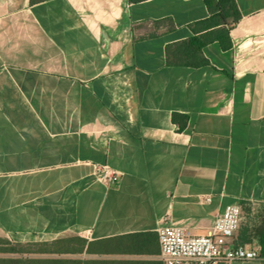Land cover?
Here are the masks:
<instances>
[{
    "label": "crops",
    "instance_id": "crops-1",
    "mask_svg": "<svg viewBox=\"0 0 264 264\" xmlns=\"http://www.w3.org/2000/svg\"><path fill=\"white\" fill-rule=\"evenodd\" d=\"M234 1L236 19L205 0H0V233L86 242L52 264H162L158 226L205 234L238 204L229 244L260 249L264 0Z\"/></svg>",
    "mask_w": 264,
    "mask_h": 264
},
{
    "label": "built area",
    "instance_id": "built-area-1",
    "mask_svg": "<svg viewBox=\"0 0 264 264\" xmlns=\"http://www.w3.org/2000/svg\"><path fill=\"white\" fill-rule=\"evenodd\" d=\"M93 173L97 180L108 185L117 183L120 178L119 173L106 164H94ZM210 199L205 197L206 201ZM240 220V206L228 204L205 234L193 235L177 225L158 226L156 232L162 264H230L260 258L257 246L229 244Z\"/></svg>",
    "mask_w": 264,
    "mask_h": 264
},
{
    "label": "rangeland",
    "instance_id": "rangeland-1",
    "mask_svg": "<svg viewBox=\"0 0 264 264\" xmlns=\"http://www.w3.org/2000/svg\"><path fill=\"white\" fill-rule=\"evenodd\" d=\"M0 237L9 240L11 243L16 244V252L0 253V259H38L41 261H54L51 256L60 252H75L82 249L86 242L78 237H70L58 239L53 241H37V242H16L9 239L7 236L0 233ZM52 251V252H42Z\"/></svg>",
    "mask_w": 264,
    "mask_h": 264
},
{
    "label": "trees",
    "instance_id": "trees-1",
    "mask_svg": "<svg viewBox=\"0 0 264 264\" xmlns=\"http://www.w3.org/2000/svg\"><path fill=\"white\" fill-rule=\"evenodd\" d=\"M133 2L141 0H131ZM210 12L217 13L219 19H224L228 14H234V19L237 18L235 14L237 12L236 3L234 0H205ZM257 232L260 235V254L264 255V221L258 226ZM16 244L11 243L9 240L0 237V253H13L15 250ZM90 250V247H88ZM42 252H52V251H42ZM60 252V251H58ZM68 252V251H65ZM57 261H41L38 259H0V264H52Z\"/></svg>",
    "mask_w": 264,
    "mask_h": 264
}]
</instances>
